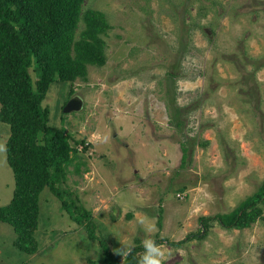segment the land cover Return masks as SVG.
<instances>
[{
    "label": "rangeland",
    "instance_id": "1",
    "mask_svg": "<svg viewBox=\"0 0 264 264\" xmlns=\"http://www.w3.org/2000/svg\"><path fill=\"white\" fill-rule=\"evenodd\" d=\"M88 8L110 24L105 62L88 65L85 80L52 82L42 104L51 125L89 146L77 145L83 163L68 165L62 187L91 213L90 231L45 188L37 251L18 249L0 222V264H101L123 245L137 247L138 264L144 218L167 264H264L262 220L226 229L212 218L264 179V0H85ZM72 96L81 108L65 112ZM8 134L0 121V206L14 189Z\"/></svg>",
    "mask_w": 264,
    "mask_h": 264
},
{
    "label": "trees",
    "instance_id": "2",
    "mask_svg": "<svg viewBox=\"0 0 264 264\" xmlns=\"http://www.w3.org/2000/svg\"><path fill=\"white\" fill-rule=\"evenodd\" d=\"M84 1L0 0V121L9 126L6 160L14 177L12 197L0 206V222L13 228L14 245L28 254L37 251L34 233L39 197L45 188L58 198L72 221L90 231L91 213L76 201L68 202L66 195L71 192L62 187L68 165L77 161L78 170L83 163L77 145L82 144L84 152L89 146L83 138L51 125L49 109L42 104L52 82L85 80L88 65L105 62L104 36L110 24L102 11L83 10ZM177 111L181 116L182 110ZM171 119L180 125V117ZM187 142L180 141L182 161L189 149ZM208 143L200 141L204 146ZM263 209L264 179L255 193L212 218L226 229H242L258 219L264 223ZM208 219L201 217L205 229ZM133 252L121 263L119 255L106 251L101 264H135Z\"/></svg>",
    "mask_w": 264,
    "mask_h": 264
},
{
    "label": "clouds",
    "instance_id": "3",
    "mask_svg": "<svg viewBox=\"0 0 264 264\" xmlns=\"http://www.w3.org/2000/svg\"><path fill=\"white\" fill-rule=\"evenodd\" d=\"M73 97L79 98L77 96H72L71 98ZM80 101L82 104V98ZM4 150L5 146L0 144V151ZM140 224L145 236L141 240L143 252L139 254L138 264H167V261L171 258V253L166 251V245L157 243L156 240L152 238V234L155 231V225L149 222L147 218L142 219ZM133 250L134 249L132 246L123 245L122 248L116 249L114 251L115 254L122 256L125 259L132 254Z\"/></svg>",
    "mask_w": 264,
    "mask_h": 264
},
{
    "label": "water",
    "instance_id": "4",
    "mask_svg": "<svg viewBox=\"0 0 264 264\" xmlns=\"http://www.w3.org/2000/svg\"><path fill=\"white\" fill-rule=\"evenodd\" d=\"M81 106V101L79 98H70L69 101L64 106V111L69 112L71 110H77Z\"/></svg>",
    "mask_w": 264,
    "mask_h": 264
}]
</instances>
